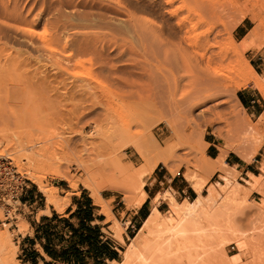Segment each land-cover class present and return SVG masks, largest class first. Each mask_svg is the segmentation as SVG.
Wrapping results in <instances>:
<instances>
[{
  "label": "rangeland",
  "instance_id": "rangeland-1",
  "mask_svg": "<svg viewBox=\"0 0 264 264\" xmlns=\"http://www.w3.org/2000/svg\"><path fill=\"white\" fill-rule=\"evenodd\" d=\"M3 8L11 13L0 18V49L3 56L9 53L16 59L13 60L15 65H7L8 68L1 65V60L0 106L16 103V100L17 103L27 101L28 107L34 110L29 108L17 115L20 110L15 107L14 113L11 111L13 119L8 115L10 127H0V155L12 162L26 189L36 195L35 205L28 203L20 207L15 220L0 228L11 264H24L21 248L24 239L33 236L30 225L38 224L42 215H49L48 210L68 219L67 210L73 212L76 200L85 197L91 200L95 216L103 217L93 225L99 226L102 235L117 248L116 262H121L132 239L130 236L134 237L138 230L131 235L126 230L137 206L136 201L131 203L128 199L129 183L124 182L119 169L129 167L138 171L145 167L141 156L146 153V145L156 141L162 150L169 148L173 155L167 166L158 163L154 170L162 168L170 176L184 180L197 194L194 199L185 201L166 185H161L157 203L167 204L161 208V219L169 216L170 200L178 206L200 201L194 209L197 214L203 209L221 210L235 223L237 231L228 237L210 234L213 264H264V121L260 123L264 118V0H0V14ZM187 20L197 23L195 32L190 35L185 33ZM240 26L244 29L238 32ZM207 29H211V48L204 53L200 46L198 52L185 38L192 39L194 34L200 35ZM152 33L154 38L151 39L156 44L159 39L169 44L170 49L175 46L176 51L181 43L188 53L202 62V69L207 68L210 79L216 82L209 92L192 104L187 103L191 87L183 82L172 98L176 102L173 108L161 85L154 108L144 102V94L140 92L148 66L144 57L145 35ZM244 43H247L245 48ZM206 56L210 57L209 65L204 59ZM152 62L154 67L158 66ZM163 65L157 68L165 72L164 75L170 74L169 68L163 69L166 66ZM42 79L44 86L34 85L23 95L24 99L19 97L22 85L29 86L30 82L34 84ZM79 85H85L84 89L91 86L93 96L88 97V91L85 96L78 94L79 91L75 95L78 90L75 86ZM241 91H248L263 106L257 114L252 115L251 110L240 106L236 97ZM82 99L86 100L80 105ZM60 103L61 107L64 104L62 108ZM71 109L77 116L69 115ZM66 112L74 118L67 119ZM51 113L56 116L50 119ZM236 118L244 119L245 127L239 126ZM57 119L68 122L57 123ZM93 121L103 123L100 125L108 132L117 130L120 134V139L113 143L121 156V164H112L100 151L97 156L96 150L102 149L98 148L100 140L90 134ZM24 122L29 125L25 126ZM67 123H71L72 130L64 126ZM80 129H83L81 134H77ZM48 136L54 137L49 139ZM59 137L69 140V146L50 149V141L59 140ZM17 139L23 144H18ZM253 146L257 148L256 153L252 151ZM49 149L54 154L49 156L51 158L45 154L48 159L39 166L26 160L27 156L46 153ZM222 151L227 154L225 173L203 171L199 167L198 161H201L210 168V160ZM250 156L249 161L244 160ZM235 160L239 162L238 167L232 166ZM90 162L104 165L100 179L89 178L83 171V165ZM153 162L146 166L150 168ZM171 168H178L174 175L170 173ZM247 169L250 173L245 174ZM153 171L144 176L143 191ZM31 175L40 178L42 186L53 192L61 206H66L63 211L47 203L44 194L30 179ZM226 176L228 181L223 180ZM98 182L105 185L99 189L98 196L109 215L102 214L92 199V189ZM196 187L200 188L199 192ZM225 217L218 220L228 226ZM201 222L207 225L205 220ZM71 223L76 224V220L72 219ZM37 249L40 251L39 247Z\"/></svg>",
  "mask_w": 264,
  "mask_h": 264
},
{
  "label": "bare ground",
  "instance_id": "bare-ground-1",
  "mask_svg": "<svg viewBox=\"0 0 264 264\" xmlns=\"http://www.w3.org/2000/svg\"><path fill=\"white\" fill-rule=\"evenodd\" d=\"M191 8H193V7H191ZM2 10H3V12L0 14V18L3 16L7 17V16H9L8 14L11 13L10 11L8 13L7 12L8 10L6 8H3ZM197 19H199V18H197ZM187 21H188V25L184 24L185 33L190 35V34H193L195 32V30L197 28V23L190 22L189 20H187ZM204 22H205V20H204ZM258 25H259V23L255 26V28L253 30L254 32H256ZM180 27H179V29H180ZM181 29H183V28L181 27ZM210 34H211V29H207V31H204L200 35L194 34L193 35L194 37L192 39H190L188 37H186L185 39L188 42V44L190 46H192L193 48H195V50H198V52H199L198 48L200 46H202V49L204 48V53H205L208 50V48H211V46L209 45L210 44L209 43L210 42ZM149 35H150V37H149ZM145 37H146V42H145L144 51H145V53H146L145 55H147V57L145 55H144V57L147 58L148 66H147L145 73H144L145 77L143 78V86L141 88L142 89L141 91L143 93L140 92L141 94H144L143 99L145 101L143 99H140V100L148 103V105H152V107L154 108V106H155L154 104H155L156 98L158 96L159 87L161 85H163L167 91L168 99L170 100L169 102L168 101L167 102L169 103V105L171 107L174 108V107H176V102H175V100L173 101L172 98L177 93L181 83L186 82V84H188L189 88L191 87L190 88L191 90L189 91V93L186 96L187 103H191V104L197 98L204 96L207 92L210 91V90L208 91V89L215 85L216 82L210 79V73L208 72L207 68L204 67L202 69V67H201L202 62L200 63L199 60H197L194 56H192L190 53H188V50L185 47H183L181 45V43H179V45L176 46L177 47L176 51L174 50L175 46L172 47V45H171V47H172L171 49L174 48L173 49L174 51H172L170 49L169 44H167V43L163 44L159 39H158L157 44H156L153 41V39H151V37L154 38L153 33L152 34H146ZM243 47L244 48L247 47V43H244ZM189 49H191V48H189ZM2 52H3L2 49H0V63H1V60L3 62L1 65L4 64V66L7 67V65H8V67H9V65L11 66V64H14L13 60L16 59L15 56L14 55L12 56L9 53L3 56ZM190 52H194V51L190 50ZM203 57H204V54L201 55V58H203ZM204 59L207 60L206 64L209 65L210 57H207V59L206 58H204ZM152 61H155L158 64V66L162 65V64H164L163 66L166 65L165 67H163V69L168 67L169 69L168 68L167 69H168L170 74L164 75L165 72L162 73L161 72L162 70H159L157 68L158 67L157 64L155 65L157 67H154L152 65V63H153ZM16 64H18V62ZM19 65L21 66V64H19ZM2 73H3V71H2ZM1 76H3V75H1ZM19 76H21V75H19ZM22 77L23 76H21V78ZM44 80H45V78H44ZM44 80L43 79L39 80L38 82H34V84H31V82H30V85L28 84L29 86L26 85L27 82L25 81L26 86H24V85H22L23 87L20 86L21 88L19 89V92L21 93L22 96H19V97H21V98L24 97L23 95H25L26 93H29L28 90L29 89L32 90V88L35 86H38V87L40 85L44 86L45 85ZM0 83H1V81H0ZM22 84H24V82H22ZM20 85H21V83H20ZM18 86H16V87H18ZM75 87L78 88V90L75 91V95H76V92L78 93V91H79L78 94H80L81 96H85L84 94H86L87 91H88L87 92L88 97H92L94 94V91L91 88V86H90L91 89L90 88L84 89L85 85H79V86H75ZM14 89H16V88H14ZM4 92L6 94V91H4ZM32 93H30V95ZM72 93H71V96L73 98ZM67 94H68V92H67ZM141 94L139 96L143 97V95H141ZM263 95H264V93H263ZM94 96H96V94ZM6 97H7V94H6ZM24 98H22V99H24ZM3 99H5V98H3ZM17 99H19V98L17 97ZM28 99H30L29 100L30 102L34 101L33 99L31 100V97ZM86 99H84V100H86ZM8 100H9V98H8ZM66 100H68V99H66ZM84 100L82 99L80 105H83V103H85ZM89 101H90V98H89ZM12 102H15V101H13V99H12ZM91 102H93V100ZM183 102H184V100H183ZM16 103H17V100H16ZM16 103L4 104L2 102V104H4V105L0 106V127H6V126L10 127L8 125V122H9V118L11 115H12L11 118L13 119V114L11 113V111L13 112V108L15 110V107H17V108L19 107L20 111H19V114H17V115H21V111H24V110L26 111V109L29 110V108H30V107H28L29 102H27V101H21V102L17 103L18 106L16 105ZM51 103H53V102H51ZM184 103H186V102H184ZM55 104H54V106H55ZM58 104L59 103H57L56 105H58ZM31 105H33V102L31 103ZM63 105L64 104L62 103V107H63ZM107 105H108V103H107ZM48 106H51V104ZM52 106H53V104H52ZM59 106L61 107V103ZM61 108H59V109L62 110ZM73 108H74V106H73ZM77 109H79V108H77ZM31 110L34 111L33 108ZM73 110L75 112L76 109H73ZM57 111H59V110H57ZM66 111H68V110H66ZM71 111H72V109L70 110L71 114H69V115L73 114V112H71ZM58 113L60 114L61 112H58ZM76 113L77 112H75V114ZM22 114H24V113H22ZM8 115H10L9 118H8ZM67 115H68V113H67ZM69 115L67 116V119L69 117H71ZM26 116H29V115H26ZM26 116H25V119L27 118ZM51 116L54 117L56 115H53V114L50 115L49 116L50 119H51ZM62 116H64V115H62ZM72 116L75 117V116H77V114L76 115L73 114ZM18 117H17V119H18ZM74 117H71V118H74ZM33 118H35V117H33ZM61 118L63 119L64 117H61ZM30 119H32V118H30ZM62 119L60 120V118H59V121H62ZM236 119H238V118H236ZM23 120L24 119H22V121ZM72 120H74V119H72ZM72 120H70V121H72ZM18 121H19V119H18ZM26 121H27V119H26ZM59 121L57 119V123H61V124L63 123L64 124L65 122H68V120H66L64 122H59ZM263 121H264V118H261L260 123L262 124ZM237 122H238V125L240 124L239 126L245 127L244 119L240 118L237 120ZM13 123L15 125H18L17 123H15V121ZM24 123H27V122H24ZM70 124L71 123H69V124L67 123L64 126L67 127V125H68L70 127ZM100 124H103V123H100ZM100 124L96 123V121H93V126H92V129L90 132L91 137H92V135H94V137H96V139L98 138L100 140L98 148L102 149V151L96 150V153L100 151V153L102 154L103 157L108 156L109 158H107V159H110V162L112 164H121L120 163L121 162L120 161L121 156L118 154L119 152H116V150L114 149V143H113V142H117L118 139H120V134L116 133L117 130H116V132L106 131L105 130L106 127L103 126L104 124L103 125H100ZM20 125H22V123ZM28 125H29V123H27V125H25V126H28ZM18 126H17V128H18ZM20 127L21 126H19V129H21ZM69 127H67V128H69ZM15 128H16V126H15ZM76 129H77V126H76L75 130ZM25 130H27V129H25ZM25 130H23V131L25 132ZM69 130H72L71 127L69 128ZM82 130L83 129H80L79 131H76V133L81 134ZM58 133H57V135H58ZM71 133H74V132H71ZM24 134H26V132ZM59 134H61V133H59ZM125 135H127V134H125ZM54 136H50V137H54ZM50 137H49V139H50ZM16 142L18 144L22 143L20 139H17ZM82 142L84 143V141H82ZM26 143H28V142H26ZM68 143H70L69 140H65L63 138H60L59 140L56 139V141H50L49 147H50V149H54V150H56L57 148L62 149L64 146L68 147L69 146ZM53 144L55 145L56 148L53 147ZM146 146H147L146 147V153H145V155L141 156V161L143 160L145 162L144 163L142 161L143 164H145V167H147L146 165H148L149 163L154 161L153 164L150 166V168L142 167L138 171H134L133 169L131 170V169H129V167H128V169L127 168L119 169L121 171V176H123L124 182L129 183V187H128V185H126L128 187L127 188V190H128L127 193L129 194L128 199L130 202L136 201L135 205L137 207H140L144 203L145 198H146V193L142 189V180H143L144 176L151 173L158 163H161L164 166H167L171 162L172 155H173L169 148L162 150L161 145H160V143H158V141H156L155 144L151 143L150 145H146ZM119 148H121V147H119ZM50 149L48 151H46V153L42 152V153H36L34 155L27 156V157L25 156L26 160L31 161L33 164L39 166L40 164L43 163V160L45 161V159H48L49 156H52L54 154L53 151L49 152ZM252 149H253L252 151H254V153L257 152L256 146H253ZM23 152L25 153L24 149H23ZM45 154L48 155L47 158L45 157L46 156ZM98 154L99 153H97V156H98ZM24 155H26V154H24ZM226 155H227L226 152L222 151L219 153V155L214 160L208 159L211 161L210 168L207 167V165H205L204 162L198 161L199 167L203 171H207L210 169L211 171H217V172L223 173L225 171V167H227L226 163L224 162ZM3 157H5V156H3ZM49 158H51V157H49ZM250 159H251V156L248 158H244V160H247V161H249ZM94 160H96V159H94ZM80 164H83V162ZM82 169L85 172L86 176L89 178H92V179L97 178V177L100 179L102 174L105 171L104 165L96 164V163H91L89 165L85 164V165H83ZM177 170H178V168H171L170 173L172 175H174L177 172ZM54 172L57 173L56 171H54ZM250 176L253 179L255 178L256 180H258V178L254 177L252 174H250ZM227 177L228 176L223 177V180L228 181ZM30 179L32 180V182L34 184H36L38 186L40 191L46 196V200H47L48 204L52 205L58 211L64 210V208L66 206H61L62 203H60L59 200L56 197H54L53 192L46 190L42 186L40 178H38L37 176L31 175ZM99 182H98L97 187L95 189H92V199L94 200V203L101 208L102 214L109 215L108 209L105 207V205L102 204V201L98 196L99 189L105 187V185H103V183H99ZM196 189L199 192L200 188L196 187ZM156 203H157V198L155 197L153 199V204L155 205ZM170 203H171L170 204L171 209L169 211V216H167L165 219H161L162 217H161L160 212L156 209V207H153L149 216L144 220L141 227L137 231V234L130 240V243L126 246V249L123 252V260L121 262L115 261V262H112L111 264H213L214 258L210 252L211 249L209 247V242H211V239H212L210 234L228 237L229 235H231L232 233L237 231V227H236L235 223H233L232 220H230L228 217L226 218L221 210H214V208H213V210L212 209L211 210H208V209L204 210L203 209L202 211H200L197 214L194 211L197 204L198 205L200 204V201H197V200L194 201L192 204H187L184 206H178L172 200H170ZM219 217H222V218L225 217V221H226V223H228V226H225L224 223H220L218 220ZM202 219L206 221V223H207V225L205 224L206 226L202 224V222H201ZM118 238H120V240H122L121 237H118ZM5 241H4L3 237L1 236L0 237V264H11V259L9 258L8 252L4 247V244L6 243ZM195 242H198V244H196Z\"/></svg>",
  "mask_w": 264,
  "mask_h": 264
},
{
  "label": "trees",
  "instance_id": "trees-1",
  "mask_svg": "<svg viewBox=\"0 0 264 264\" xmlns=\"http://www.w3.org/2000/svg\"><path fill=\"white\" fill-rule=\"evenodd\" d=\"M76 209L67 210L68 219L53 214L42 217L34 228L33 238H25L22 245L24 264H104L105 259L118 261V253L109 249L111 243L101 233L102 216H95V209L87 197L76 200ZM75 219L76 224L71 220ZM41 247L45 257L32 250ZM26 246V247H25ZM114 253V254H113Z\"/></svg>",
  "mask_w": 264,
  "mask_h": 264
},
{
  "label": "crops",
  "instance_id": "crops-1",
  "mask_svg": "<svg viewBox=\"0 0 264 264\" xmlns=\"http://www.w3.org/2000/svg\"><path fill=\"white\" fill-rule=\"evenodd\" d=\"M243 29H244V27L240 26L237 29V31L241 32V31H243ZM236 98L239 101L242 108H245L247 110L252 111L251 112L252 115L257 114V111H259L260 109L263 108V106L259 105V101L256 100L254 98V96L252 94H250L248 91L238 92ZM262 110H264V109H262ZM210 146L213 147L212 144H210ZM211 147H209L208 149L210 150ZM232 166L238 167L239 166L238 160H235L232 163ZM247 173H250L248 169L245 172V174H247ZM182 184H184L185 186H182ZM161 185H166V188L168 190H171L175 194H177L181 198V200H185V201L192 200L197 195L196 192L193 190V188L190 185L186 184V182L184 180L180 181L177 179L176 176H170L169 174L164 172L162 170V168L155 169L153 171V173L147 179V182L145 185V187H146V189H144V191L146 193L145 201L140 207L136 208V210L133 213L132 223L126 228V230L128 231V233H130V235L134 234L133 233L134 230H139V228L141 227L144 220L149 216L153 207H156V209L159 212H162L161 208L163 206L167 205L166 202H164V201L158 202L157 205L153 204V199L157 196V194H160V192L162 190V188H160ZM35 198H36L35 192L26 189V195L24 196V198H22V204L25 203V206H26V204L30 203L33 206L36 204ZM45 198H46V196H45ZM50 206H52V205H50ZM48 214L49 215H42L40 217V219L42 217L51 218L53 214L58 215L56 212H54V211L50 212L49 210H48ZM58 217L61 218L62 216L58 215ZM30 228L32 230V233H34V228L32 227V225H30ZM130 237L133 238L132 235ZM28 238H33V236L32 237L28 236ZM125 238L127 239L128 235H125ZM105 239H108V238L105 237ZM37 247H39L40 251L37 249ZM109 249L113 252L118 253L117 248L113 244L109 245ZM32 250H35L36 252L39 253V255L45 257L41 247L37 244V242L35 245H33ZM115 261L116 260L105 259L103 262H104V264H111L112 262H115Z\"/></svg>",
  "mask_w": 264,
  "mask_h": 264
},
{
  "label": "built area",
  "instance_id": "built-area-1",
  "mask_svg": "<svg viewBox=\"0 0 264 264\" xmlns=\"http://www.w3.org/2000/svg\"><path fill=\"white\" fill-rule=\"evenodd\" d=\"M26 195V186L20 173L6 157L0 156V228L15 220V215Z\"/></svg>",
  "mask_w": 264,
  "mask_h": 264
}]
</instances>
